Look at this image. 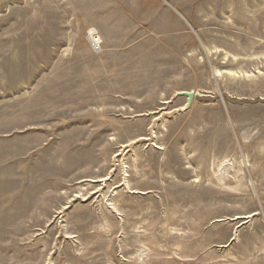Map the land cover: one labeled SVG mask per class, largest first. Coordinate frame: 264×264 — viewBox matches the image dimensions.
<instances>
[{
  "label": "rangeland",
  "instance_id": "rangeland-1",
  "mask_svg": "<svg viewBox=\"0 0 264 264\" xmlns=\"http://www.w3.org/2000/svg\"><path fill=\"white\" fill-rule=\"evenodd\" d=\"M259 26L264 0H0V264H264Z\"/></svg>",
  "mask_w": 264,
  "mask_h": 264
},
{
  "label": "bare ground",
  "instance_id": "bare-ground-1",
  "mask_svg": "<svg viewBox=\"0 0 264 264\" xmlns=\"http://www.w3.org/2000/svg\"><path fill=\"white\" fill-rule=\"evenodd\" d=\"M243 10V12L241 13V15H240V18H241V20L242 21H244L245 23H246V30H247V33L249 32V34H251V33H253V32H251V31H256L257 33H258V31L256 30V29H254V27L252 28L251 26H250V24H252L253 23V17H254V15H249V11H248V9L247 10H245V9H242ZM231 18H232V16L230 17V16H228V19H230L231 20ZM209 24H213V19H209ZM232 24H234V23H232V21L230 22V23H228V27H231L232 26ZM262 24V23H261ZM243 26V25H242ZM245 26V25H244ZM237 27H239L240 28V26L238 25ZM256 27V26H255ZM229 29V28H228ZM258 29L260 30V35H262V38H263V33H262V28H260V26L258 27ZM90 34H92V33H90ZM94 34V33H93ZM93 39H94V37H93ZM95 40L98 42V39H96L95 38ZM95 40H93V41H95ZM96 42V43H97ZM255 43H257V44H255ZM254 44H255V49L256 48H259V47H263L264 46V41H255L254 42ZM251 48H253V46H251V44L248 42V50L249 49H251Z\"/></svg>",
  "mask_w": 264,
  "mask_h": 264
},
{
  "label": "water",
  "instance_id": "water-1",
  "mask_svg": "<svg viewBox=\"0 0 264 264\" xmlns=\"http://www.w3.org/2000/svg\"><path fill=\"white\" fill-rule=\"evenodd\" d=\"M181 96H186L187 97V105H186V107H185V109H187L188 108V105H189V103H190V101H191V99L193 98V94L192 93H181L180 94Z\"/></svg>",
  "mask_w": 264,
  "mask_h": 264
},
{
  "label": "built area",
  "instance_id": "built-area-1",
  "mask_svg": "<svg viewBox=\"0 0 264 264\" xmlns=\"http://www.w3.org/2000/svg\"><path fill=\"white\" fill-rule=\"evenodd\" d=\"M90 40H91V43H92V45H93V47L95 48V49H97L98 48V46H99V41L97 42L96 40H95V36H94V34H90ZM93 37H94V39H93ZM97 39V38H96ZM93 40H95V41H93ZM97 42V43H96Z\"/></svg>",
  "mask_w": 264,
  "mask_h": 264
}]
</instances>
